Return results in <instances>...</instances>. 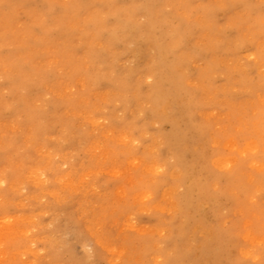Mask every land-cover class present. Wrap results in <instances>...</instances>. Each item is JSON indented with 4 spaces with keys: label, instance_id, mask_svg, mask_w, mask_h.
<instances>
[{
    "label": "rangeland",
    "instance_id": "rangeland-1",
    "mask_svg": "<svg viewBox=\"0 0 264 264\" xmlns=\"http://www.w3.org/2000/svg\"><path fill=\"white\" fill-rule=\"evenodd\" d=\"M187 44L196 52L187 83L201 92L204 124L179 156L201 182L217 175L192 208L167 140L172 125L161 118L173 98L157 109L141 97L152 76L116 95L94 70L71 84L31 79L21 91L40 93L30 118L13 115L0 76L10 105L0 109V264H264V42L219 56L210 86L203 40ZM142 49L135 57L121 46L122 65H144ZM217 225L236 242L219 262L204 247Z\"/></svg>",
    "mask_w": 264,
    "mask_h": 264
},
{
    "label": "bare ground",
    "instance_id": "bare-ground-1",
    "mask_svg": "<svg viewBox=\"0 0 264 264\" xmlns=\"http://www.w3.org/2000/svg\"><path fill=\"white\" fill-rule=\"evenodd\" d=\"M197 40H203L201 56L207 68L203 78L210 86L219 56L235 54L247 42H264V5L254 0H0V76L8 78L5 87L16 103L13 115L32 117V100L40 93L21 92L31 79L71 84L94 70L98 81L112 85L116 95L117 90L132 91L143 83L141 78L152 76V85L141 97L157 109L173 98L161 118L172 125L167 140L178 158L181 181L189 182L182 199L191 208L196 195L209 197V186L217 179L213 175L211 183L201 182L191 164L179 156L188 137L204 124L197 115L201 92L188 85L186 75L196 58L187 41ZM121 46L135 57L143 56L146 47L144 65L123 66ZM239 76L240 81L246 79ZM2 107L10 105L0 95ZM212 161L220 166L223 158L216 154ZM213 233L214 239L204 245L207 254L217 262L233 256V229L217 225Z\"/></svg>",
    "mask_w": 264,
    "mask_h": 264
}]
</instances>
